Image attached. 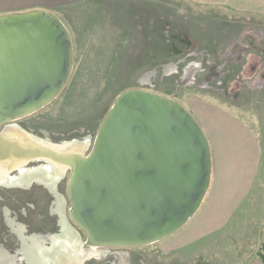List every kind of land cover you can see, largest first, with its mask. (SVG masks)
<instances>
[{"label": "rangeland", "instance_id": "obj_1", "mask_svg": "<svg viewBox=\"0 0 264 264\" xmlns=\"http://www.w3.org/2000/svg\"><path fill=\"white\" fill-rule=\"evenodd\" d=\"M54 17L71 44L67 80L45 107L1 122L0 140L17 130L44 145L85 144L81 157H88L115 100L137 90L180 106L188 97L206 99L253 134L260 161L224 230L171 247L170 240L191 219L155 243L95 248L70 215L68 167L51 178L50 159H31L7 171V181L0 179V264H56L58 257L75 258L93 248L99 254L82 264H247L259 259L264 242V13L187 0H90L58 9ZM32 174L37 178L25 180ZM213 180L211 166L210 188Z\"/></svg>", "mask_w": 264, "mask_h": 264}, {"label": "water", "instance_id": "obj_2", "mask_svg": "<svg viewBox=\"0 0 264 264\" xmlns=\"http://www.w3.org/2000/svg\"><path fill=\"white\" fill-rule=\"evenodd\" d=\"M45 15L0 17V123L45 107L67 80L70 40ZM210 177L208 143L184 108L127 91L115 100L89 156L70 171V215L103 246L155 243L195 214Z\"/></svg>", "mask_w": 264, "mask_h": 264}, {"label": "crops", "instance_id": "obj_3", "mask_svg": "<svg viewBox=\"0 0 264 264\" xmlns=\"http://www.w3.org/2000/svg\"><path fill=\"white\" fill-rule=\"evenodd\" d=\"M86 1L90 0H0V17L29 13L56 16L58 9ZM187 1L238 12L264 13V0ZM11 11L15 12L8 13ZM184 102L182 107L196 122L208 143L214 180L212 188L208 187L201 205L187 223L193 220L170 240L174 248L188 246L226 228L247 194L260 161L256 138L233 115L201 97H188ZM247 264L264 263L252 259Z\"/></svg>", "mask_w": 264, "mask_h": 264}, {"label": "bare ground", "instance_id": "obj_4", "mask_svg": "<svg viewBox=\"0 0 264 264\" xmlns=\"http://www.w3.org/2000/svg\"><path fill=\"white\" fill-rule=\"evenodd\" d=\"M52 19L59 26L61 24L57 21L56 18L50 15H45ZM62 27V26H61ZM70 65V62H69ZM24 116V115H21ZM20 116V117H21ZM18 118V117H17ZM1 119V118H0ZM13 136L17 138L15 140L12 139H4L3 136ZM28 136L21 134L19 132H9L1 135L0 140V179H4L7 181L8 175L7 171L14 170L16 168H22L24 165L30 163L31 159L40 158L39 160H43L42 158H48V169L50 177H56L57 175H63L66 172L64 166L68 167V170L71 171L74 165L77 162L85 160L86 157H81L82 153L85 150V144H64L63 146L56 145H44L41 142L35 140L32 141ZM19 144L20 146H16ZM24 144V146H22ZM29 144V145H26ZM47 149V150H46ZM51 151V152H50ZM54 153V154H53ZM69 153L64 158L61 156H57L58 154ZM56 154V155H55ZM4 160V161H3ZM32 161V160H31ZM12 174V173H11ZM38 175L32 176L33 178H37ZM27 178V177H26ZM76 237L74 234L73 237ZM71 243V242H70ZM91 246L95 248L103 247L99 241H90ZM83 247V246H82ZM75 250V249H74ZM69 253V252H68ZM79 255L75 258L71 256H65V258L58 257L59 264H82L83 261L87 258L97 256L99 253L94 248L88 251L87 253L80 251ZM58 264V263H57Z\"/></svg>", "mask_w": 264, "mask_h": 264}, {"label": "trees", "instance_id": "obj_5", "mask_svg": "<svg viewBox=\"0 0 264 264\" xmlns=\"http://www.w3.org/2000/svg\"><path fill=\"white\" fill-rule=\"evenodd\" d=\"M258 257H259V260L264 263V242L262 243Z\"/></svg>", "mask_w": 264, "mask_h": 264}, {"label": "flooded vegetation", "instance_id": "obj_6", "mask_svg": "<svg viewBox=\"0 0 264 264\" xmlns=\"http://www.w3.org/2000/svg\"><path fill=\"white\" fill-rule=\"evenodd\" d=\"M11 131H13V132H18L17 130H11ZM16 146H20L19 144H17ZM22 146H24V144H22ZM49 171V170H48ZM35 175V174H34ZM33 174L32 175H29L27 178L26 177H24L25 178V180H27V179H35L36 177H32V176H34ZM51 175V174H50ZM52 178V177H51ZM73 235H74V233H72L71 234V236H70V238H72V240H73ZM69 236V235H68ZM68 240H70L69 238H68ZM57 264V263H56ZM58 264H59V262H58Z\"/></svg>", "mask_w": 264, "mask_h": 264}]
</instances>
